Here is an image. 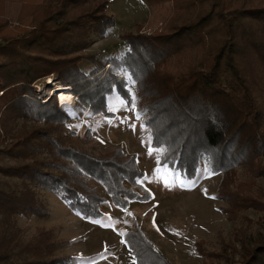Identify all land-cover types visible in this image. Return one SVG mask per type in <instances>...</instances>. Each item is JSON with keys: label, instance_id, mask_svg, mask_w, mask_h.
Wrapping results in <instances>:
<instances>
[{"label": "trees", "instance_id": "1", "mask_svg": "<svg viewBox=\"0 0 264 264\" xmlns=\"http://www.w3.org/2000/svg\"><path fill=\"white\" fill-rule=\"evenodd\" d=\"M6 1L0 0V224L11 225L16 215L33 210L30 186L60 193L74 210L100 218L105 199L80 180L85 176L99 178L115 205L128 208L136 195L125 183L137 187V179L144 177L136 157L125 160L120 148L102 159L62 146L49 130L70 120L69 115L56 99L45 103L33 88L36 81L57 76L96 114L108 113L107 96L113 88L132 104L124 75H101L104 67L89 74L80 69L85 60L97 61L85 54L91 35L105 36L116 25L110 2L25 4L18 26L12 27L3 13ZM146 1L172 2L173 16L161 33L124 34L130 50L116 63L135 80L152 147L164 149L162 165L188 179H194L206 161L212 174L223 176L219 191L232 203L233 214L248 209L262 214L256 231L241 234L238 264H264V188L253 194L258 179L264 178V0ZM64 95L74 96L60 97ZM34 120L46 128L27 129ZM18 122L23 125L16 131ZM58 159L74 166L59 165ZM70 174L78 175L79 181ZM130 234L129 246L143 264H170L139 231L137 248ZM45 239V252L40 248L26 264L71 263L73 258L54 257L55 244ZM195 246L203 250V243ZM4 247L0 245V263L13 264Z\"/></svg>", "mask_w": 264, "mask_h": 264}, {"label": "rangeland", "instance_id": "2", "mask_svg": "<svg viewBox=\"0 0 264 264\" xmlns=\"http://www.w3.org/2000/svg\"><path fill=\"white\" fill-rule=\"evenodd\" d=\"M42 1L7 0L4 16L12 27H17L25 4L35 5ZM107 1L110 2L109 14L114 16L116 25L105 36L91 35L92 42L85 54L94 59L97 57V61L85 60L80 69L89 74L95 68L104 67L101 75L111 71L120 79V75H124L132 104H128L118 88H113V93L107 96L110 114H96L78 101L73 109L64 110L69 115V122L56 123L49 131L62 146L102 159L111 158L120 148L125 160L136 157L137 167L144 177L137 179V187L125 183L136 197L129 202L128 208H120L99 178L80 177L96 195L105 199L99 208L102 216L91 219L74 210L62 194L30 186L34 196L33 210L16 215L11 225L0 224V245L8 248L13 264H26L33 255L39 254L40 248L45 252L44 236L48 244H55L54 257L73 258L69 264H143L144 259L130 248L127 238L131 232L129 238L137 248L136 233L139 231L170 264H227L228 261L238 264L241 234L256 231L255 223L262 214L252 209L233 214L232 203L219 191L223 176L212 174L206 161L201 163L194 179L161 164L164 149L156 151L157 148L152 147L150 131L144 125L147 115L140 108L136 85L129 73L116 63L130 50L122 36L126 33L147 36L161 33L173 16V4L151 5L146 0ZM33 88L45 103L54 99L50 90L55 89L58 94L69 90L74 93L72 87L61 85L57 76L36 81ZM17 125L16 131L23 122ZM26 128L45 129L46 125L34 120L28 122ZM64 161L58 159L59 165L74 166L73 162ZM238 174L243 175L242 167L238 168ZM70 176L79 181L78 175ZM180 180L184 181L182 187ZM258 183L254 195L260 194L258 187L264 188V178H259ZM24 192L22 190L21 194ZM197 242L203 243L200 252L196 250ZM235 246L236 251L232 250ZM228 251L230 257H226ZM156 262L160 263L158 259Z\"/></svg>", "mask_w": 264, "mask_h": 264}, {"label": "bare ground", "instance_id": "3", "mask_svg": "<svg viewBox=\"0 0 264 264\" xmlns=\"http://www.w3.org/2000/svg\"><path fill=\"white\" fill-rule=\"evenodd\" d=\"M69 91H67V92L71 93ZM55 93H57V92H54V94ZM75 104H76L75 97L72 95H68V96H65L61 99V105L60 106L63 107L64 109L68 110V109H73L75 107Z\"/></svg>", "mask_w": 264, "mask_h": 264}, {"label": "built area", "instance_id": "4", "mask_svg": "<svg viewBox=\"0 0 264 264\" xmlns=\"http://www.w3.org/2000/svg\"><path fill=\"white\" fill-rule=\"evenodd\" d=\"M108 67L111 68V65H108ZM120 77L123 78L122 75H120ZM51 91H52V93H50V96H52V94H54L55 89H54V90H51ZM69 92L73 93L72 91H69ZM73 95H74V97H75V102H76V104H78V103H77V102L79 101V99H78V95L75 94V93H73ZM54 99H56V102H57L58 107H61V106H60V94L55 93V94H54ZM61 108H62L63 110H66V109H64L63 107H61Z\"/></svg>", "mask_w": 264, "mask_h": 264}, {"label": "snow or ice", "instance_id": "5", "mask_svg": "<svg viewBox=\"0 0 264 264\" xmlns=\"http://www.w3.org/2000/svg\"><path fill=\"white\" fill-rule=\"evenodd\" d=\"M131 79V77H129ZM133 84H135V80L133 79ZM135 98L133 97V102H134ZM156 151H161V149H157ZM184 181L180 180V186H183ZM192 183H195V181H192Z\"/></svg>", "mask_w": 264, "mask_h": 264}, {"label": "clouds", "instance_id": "6", "mask_svg": "<svg viewBox=\"0 0 264 264\" xmlns=\"http://www.w3.org/2000/svg\"><path fill=\"white\" fill-rule=\"evenodd\" d=\"M60 108V107H59Z\"/></svg>", "mask_w": 264, "mask_h": 264}]
</instances>
